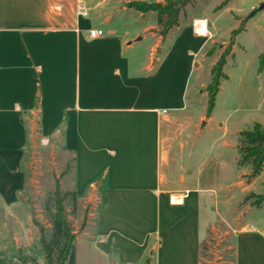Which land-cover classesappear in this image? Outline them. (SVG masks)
<instances>
[{
    "label": "crops",
    "instance_id": "crops-1",
    "mask_svg": "<svg viewBox=\"0 0 264 264\" xmlns=\"http://www.w3.org/2000/svg\"><path fill=\"white\" fill-rule=\"evenodd\" d=\"M79 2L85 0H0V179L7 171L15 176L21 115L36 113L41 132L60 133L73 155L78 198L96 205L98 255L111 264H199L201 205L209 209L220 190L215 173L225 157L216 149L202 160L210 146L201 148L199 136L210 125L214 134L228 130L212 117L225 106L219 105L230 80L224 66L245 27L225 59L226 78L207 117V102L194 104L189 89L203 46L221 38L213 22L211 29L206 22L199 30L181 29L155 57L157 44L141 49L121 29L93 26L86 3L89 16H78ZM233 2L219 14L233 13ZM92 28L104 34L91 38ZM179 55L188 62L177 73L168 63ZM255 71L261 78L264 69ZM171 76L178 79L175 93L168 89ZM243 130L233 133L238 138ZM263 171L264 163L259 177ZM246 226L235 235V264H264V229L257 220Z\"/></svg>",
    "mask_w": 264,
    "mask_h": 264
},
{
    "label": "rangeland",
    "instance_id": "rangeland-1",
    "mask_svg": "<svg viewBox=\"0 0 264 264\" xmlns=\"http://www.w3.org/2000/svg\"><path fill=\"white\" fill-rule=\"evenodd\" d=\"M134 1L164 0H85L90 8L89 21L95 27L121 29L132 40L141 41V49L147 44H157L155 57L166 51L181 29H190L194 20H205L207 29H211L213 23L218 27L222 39L206 42L197 57L200 67H195L190 78L189 94H192L194 104L204 103L205 106L207 98L203 94L210 81V69L229 42L227 30L239 27L240 21L255 9L244 24L245 31L236 37L233 56L226 59L224 71L230 80L223 84L219 97V105L225 103V106H219L212 117L216 122L226 121L228 130L226 134H220L215 128L214 134L209 131L210 125L209 129L204 127L199 136L201 148L202 145L210 146V154L201 153L202 160L216 149L225 157L222 159L224 164L221 163L215 173L214 185H219L220 190L209 209L206 204L201 205L198 261L199 264H235V235L248 228V222L255 223L256 220L257 227L264 229V203L255 204L264 194V171L260 177L249 178L250 167L239 169L236 161L238 139L233 133L236 128H250L252 121L264 122V71L261 78H257L255 71L259 55L264 54V8L257 10L264 5V0H235L231 5L233 13L221 14L218 6L222 0H193L180 13L178 26L171 28L163 38L159 35L161 28L156 25V14L134 11L127 6ZM254 2V9L245 11ZM222 40H226L225 44ZM187 60L183 55L175 56L168 63L170 70L179 73ZM175 78L171 76L167 80L171 93L177 91L178 79ZM20 118L25 133L21 155L14 163L15 176L12 179L7 171L0 179V253L7 259L22 255L33 258L38 264H47L40 243V228L46 233L50 229L45 206L51 204L55 184H58L76 235L75 264H111L94 250L95 203L77 198L74 206L68 195L74 190V161L72 153L64 148L61 134L44 135L36 113L22 114ZM214 138H217L216 145ZM224 142L226 146L220 147ZM204 185L213 184L209 181Z\"/></svg>",
    "mask_w": 264,
    "mask_h": 264
},
{
    "label": "trees",
    "instance_id": "trees-1",
    "mask_svg": "<svg viewBox=\"0 0 264 264\" xmlns=\"http://www.w3.org/2000/svg\"><path fill=\"white\" fill-rule=\"evenodd\" d=\"M229 0H223L218 8L223 7ZM193 0H164L163 2L134 1L127 6L140 14L155 13L156 25L161 28L160 36L163 38L173 27L178 26V17L185 6ZM255 9L240 22L239 27L230 32L229 42L218 60L210 69V81L206 86L207 106L206 116H210L215 106V98L219 90L220 80L226 78L223 66L226 57L231 52L235 36L244 29L247 19L253 16ZM264 69V54L258 57L257 73ZM237 152L239 167L249 166V178L257 177L264 163V125L254 122L250 128L239 133L237 138ZM75 206L77 193L75 190L68 193ZM264 203V194L256 200V205ZM45 212L50 223L48 233L40 228V243L43 248L47 264H75V242L76 235L68 219L67 210L64 206V195L58 184H55L51 204H46ZM0 264H38L33 258L18 255L7 259L0 253Z\"/></svg>",
    "mask_w": 264,
    "mask_h": 264
},
{
    "label": "built area",
    "instance_id": "built-area-1",
    "mask_svg": "<svg viewBox=\"0 0 264 264\" xmlns=\"http://www.w3.org/2000/svg\"><path fill=\"white\" fill-rule=\"evenodd\" d=\"M76 14L80 17L87 18L89 16V9L84 2H79L76 7ZM201 25L205 26V20H194L192 22L193 29H201ZM91 38L100 37L104 34V31L100 28H92L88 31Z\"/></svg>",
    "mask_w": 264,
    "mask_h": 264
},
{
    "label": "water",
    "instance_id": "water-1",
    "mask_svg": "<svg viewBox=\"0 0 264 264\" xmlns=\"http://www.w3.org/2000/svg\"><path fill=\"white\" fill-rule=\"evenodd\" d=\"M263 8H264V5L262 4V5H260V7L257 10H261Z\"/></svg>",
    "mask_w": 264,
    "mask_h": 264
},
{
    "label": "bare ground",
    "instance_id": "bare-ground-1",
    "mask_svg": "<svg viewBox=\"0 0 264 264\" xmlns=\"http://www.w3.org/2000/svg\"><path fill=\"white\" fill-rule=\"evenodd\" d=\"M176 199V198H175ZM173 200H174V198H173Z\"/></svg>",
    "mask_w": 264,
    "mask_h": 264
}]
</instances>
